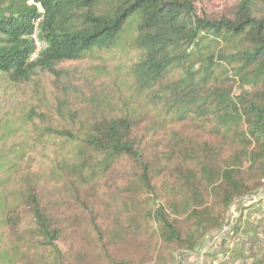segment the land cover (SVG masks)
<instances>
[{
    "label": "trees",
    "instance_id": "obj_1",
    "mask_svg": "<svg viewBox=\"0 0 264 264\" xmlns=\"http://www.w3.org/2000/svg\"><path fill=\"white\" fill-rule=\"evenodd\" d=\"M203 4L0 0V81L29 85L38 70L59 79L61 64L121 55L118 78L128 83L115 100L91 95L71 109L60 99L50 115L27 101L0 119V140L23 133L0 148V226L29 239L24 255L94 264L68 242L81 224L70 216L65 227L71 202L101 242L105 235L109 264H130L109 254L120 243L130 252L155 244L152 264H174L213 232L222 241L206 255L211 264H264V194L254 198L264 193V0ZM35 33L44 47L32 57ZM40 143L52 165L37 171ZM104 189L122 196L127 216L108 229L97 221ZM235 202L237 219L224 230Z\"/></svg>",
    "mask_w": 264,
    "mask_h": 264
},
{
    "label": "rangeland",
    "instance_id": "obj_2",
    "mask_svg": "<svg viewBox=\"0 0 264 264\" xmlns=\"http://www.w3.org/2000/svg\"><path fill=\"white\" fill-rule=\"evenodd\" d=\"M227 1L230 0H204L203 6L208 9H221ZM231 2H234V0H231ZM122 60L123 58L121 55L114 58H109L104 55L102 58L94 60L87 59L83 61L67 62L58 66L62 71L61 78L58 79L48 72L38 70L34 76V81L29 85L22 84L14 86L0 81V119L8 112L20 109L27 101L39 103L41 109L50 115L51 113H55V107L60 99L71 109L80 106H83V108L89 106L88 102L91 95L109 96L111 99L115 100L116 93L119 91L118 85L120 90L125 92L128 84L126 81H121L118 78L120 74L118 65ZM95 66H102L103 69L98 70L94 68ZM36 122L42 124L40 120H36ZM20 129L21 126L16 132L10 133L6 138L0 140V148L11 145L15 140L20 141L23 137V133H20ZM3 130L4 126L2 123L0 124V134ZM44 147L45 144L40 143L37 146V150L32 152L36 160L34 162V170H47L52 165V156L47 155V152L44 151ZM124 164L125 163H122V166ZM123 181L124 179L120 180V185L122 187H124L122 185ZM11 186L15 189V182H11L9 187ZM106 189L101 190L100 195L96 197V199L101 202H97L98 206L96 207L97 212L99 211L97 221L100 229L107 227L105 223L111 225L116 218H120L122 224L124 220H127V216L125 213H122V209L120 208L122 196H118ZM115 190L118 192L120 191L119 189ZM103 193H106V196L103 197ZM118 194H120V192ZM261 194H264L262 190L255 195L254 198L259 199ZM63 195H67V193ZM70 200L71 198H69V201ZM235 204L236 202L230 207L232 208V212L229 211L228 213V217L224 224V230L233 225L237 219L238 211L235 209ZM64 209L69 212V214L64 216L65 227L66 220L70 218V216L79 219L81 222L76 235L68 234L71 230L67 232L68 242L73 243L75 250L82 248L92 254L94 258L87 255V260L89 262H92L91 259H94V264H109V260L103 257L102 246L106 240L105 235L101 242L97 232L92 231L93 229L89 226V221L85 217L86 214H84L79 204L68 202ZM107 211H113L116 213V216L111 217V214H106ZM106 229H108V227ZM0 233H2V236H0V264H44V259H40L39 256H36L37 253L32 252L24 255L26 251L25 248H27L26 245L29 244V239L20 240L17 237L18 232L11 233L10 229L1 226ZM214 239L217 240V242H214ZM221 241V235L213 232L207 236L204 245L197 248L195 252H186L185 255L178 257L174 264H211V258H208L206 255L210 253V251H216ZM142 243H145V241ZM155 246V244L150 248H145L143 246L137 252H130L125 250L124 245L120 243L114 246L113 250L110 249L109 254L112 257L125 259L129 261L130 264H152L159 259V253ZM9 248L12 251L9 250L10 254L4 255L5 259H3L4 256H1L3 254L2 250H7ZM15 249L19 251L18 254H15ZM147 255H149L148 261L143 263ZM12 256L15 259L14 263L9 262ZM35 257H37V259Z\"/></svg>",
    "mask_w": 264,
    "mask_h": 264
},
{
    "label": "built area",
    "instance_id": "obj_3",
    "mask_svg": "<svg viewBox=\"0 0 264 264\" xmlns=\"http://www.w3.org/2000/svg\"><path fill=\"white\" fill-rule=\"evenodd\" d=\"M37 6H40V3H38ZM34 38L36 41L37 48L32 57H35L39 53V51L44 47V44L39 40L37 33L34 34Z\"/></svg>",
    "mask_w": 264,
    "mask_h": 264
}]
</instances>
